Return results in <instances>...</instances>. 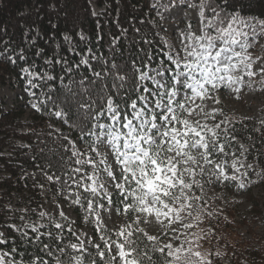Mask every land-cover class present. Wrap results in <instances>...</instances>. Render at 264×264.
Returning a JSON list of instances; mask_svg holds the SVG:
<instances>
[{
    "label": "snow or ice",
    "instance_id": "obj_1",
    "mask_svg": "<svg viewBox=\"0 0 264 264\" xmlns=\"http://www.w3.org/2000/svg\"><path fill=\"white\" fill-rule=\"evenodd\" d=\"M163 7L195 11L198 25L194 30L187 23L177 43L166 42L159 49L164 59L131 24L137 35L130 38L126 59L119 49L121 39L129 40V27L111 37L105 55L99 22L95 44L86 51L64 36L78 60L59 53L45 58L41 48L34 53L43 59L41 66L29 62L24 48L0 42V58L13 65L24 61L20 74L30 107L76 133L73 139L49 124L44 135L57 148L37 135L31 159L44 161L35 164L39 175L94 232L74 229L76 221L57 205L55 215L38 213L46 223L11 225L18 243L0 232V246H10L8 251L0 247V264H214L225 255L203 249L215 235L213 224L224 218L208 193L223 185L243 191L252 183L250 173L264 181V169L245 163L255 144L239 143L236 124L243 130L246 118H229L207 102L220 104L221 89L239 99L245 87L254 90L257 75L264 87V65L253 71L249 52L258 37L264 38V18L246 16L238 0H169ZM77 35L84 43L92 39L82 31ZM72 111L77 121L70 119ZM105 217L118 226L109 228Z\"/></svg>",
    "mask_w": 264,
    "mask_h": 264
},
{
    "label": "trees",
    "instance_id": "obj_2",
    "mask_svg": "<svg viewBox=\"0 0 264 264\" xmlns=\"http://www.w3.org/2000/svg\"><path fill=\"white\" fill-rule=\"evenodd\" d=\"M95 2L99 7H103V11L99 15L93 12L90 0H0V28L4 29V32L0 33V42H7L13 49L24 48L29 56V62L35 60L37 65L42 66L43 59L34 55L41 48L47 53L45 58H51L53 54L59 53L65 57H71L73 60L79 59L68 50L69 45L64 44L65 35L72 36L73 43L86 51L87 47L95 44L94 34L97 30V22H99L104 35L102 42L104 47L101 51L107 55V44L111 37L119 34L120 27H129L131 24L142 29L141 34L153 41L157 54L161 59H164L163 53L159 49L165 46V39L156 30L157 8L152 7L156 3L155 0H95ZM238 6L242 7L243 13L248 17L264 18L262 17L264 0H238ZM137 21H143V23ZM117 22H119V26ZM81 31L92 38L88 43L80 41L77 33ZM136 35L129 27V40L121 39L120 41L124 47L119 51L124 53L125 59L130 38ZM29 41H32L35 46H30ZM57 45L61 47H57ZM118 62H121V58H118ZM22 66H24V61L13 65L0 58V84L5 85L13 79L25 87L20 74ZM23 113V111L12 108L7 109L5 103L0 99V153H2L0 155V231L9 240L17 239V243L19 242V233L11 229V225L22 227L27 222L39 220L38 213L44 211L47 198L66 203L62 196L57 194L55 186L49 185L39 175L35 164L42 165L44 161L37 159L34 162L31 159L37 151V135L44 137L49 147L54 150L57 148V144L44 135L50 130L49 124L54 128L62 125L60 128L62 132L70 135L73 139L77 138L75 132H71L63 122L57 121L55 118L49 119L46 115L35 112L31 121L24 123L22 121ZM69 116L73 121L78 120V113L75 111L70 112ZM231 118L241 119L236 116H231ZM243 124L245 126L243 130H241L240 124H236L238 139L244 142L247 147L255 144V150L250 148L246 153L245 163H253L258 170L264 169V155L261 154L264 153V127L252 118L244 119ZM255 129H259V131H255ZM25 145H30L31 151L28 147H24ZM51 158L53 161L56 159L54 156ZM33 173H37L35 179L32 178ZM250 176L252 183L249 188V201L253 206L252 220L261 219L264 227V181L257 182L255 175L250 173ZM37 184H43L44 188L37 187ZM214 187L217 186H213V189ZM254 188H259L261 194L253 195L251 192ZM235 190L239 191L236 188ZM211 193L212 191H209L208 195L210 196ZM81 195L83 197V193ZM72 209L77 215L78 223L86 224L81 222L82 213L75 208ZM21 215L25 217L24 221L19 219ZM213 225L216 232L212 240L217 241L222 224L218 222ZM91 227L93 229L92 225ZM249 228L251 241H240V236L232 230H228L227 233L221 232L219 238L225 244L224 250L214 251L225 252L226 255L222 256L232 257L235 262L244 257L250 264H264V232L259 233L257 228H252V226ZM0 247L4 251H8L10 246ZM89 250L91 251V249ZM24 251V248L21 247L22 254ZM31 251V248L27 249L28 253ZM237 252H240L241 255H236ZM19 258L17 257V259ZM27 258V255H24V259ZM221 262L222 258H218L216 264H221Z\"/></svg>",
    "mask_w": 264,
    "mask_h": 264
},
{
    "label": "rangeland",
    "instance_id": "obj_3",
    "mask_svg": "<svg viewBox=\"0 0 264 264\" xmlns=\"http://www.w3.org/2000/svg\"><path fill=\"white\" fill-rule=\"evenodd\" d=\"M157 5V14L158 21L156 22V30L162 36L165 41L164 44L177 43L175 37L178 34L180 29L186 28L187 23L192 22L194 26V30H197L198 25L196 24V13L193 10H187L184 12H180L176 9H169L165 11L163 5L168 4L169 0H155ZM93 12L96 15H99L101 11H103V7H99L95 0H90ZM162 14V15H161ZM165 50H167L165 48ZM253 60L255 63L253 64V71H256L261 65H264V39L257 38V40L253 43L251 49H249ZM245 79H248L245 77ZM256 83L254 84V90L245 87L243 91H241L239 95V99L235 98L234 93H230L227 90L221 89L217 95L221 101L218 105H213L211 101H208L209 108L216 107L222 108L224 115L231 118V116L241 117V118H252L256 120L259 124L261 121H264V87H262L260 81L261 76L257 75L253 78ZM25 85V84H24ZM24 88L21 84H19L15 80H11L9 83L5 85L0 84V99L5 103L7 109H15L19 111H23L22 121L24 123L30 122L32 115L35 113L30 107L29 101L32 99L25 93ZM222 117L217 115V119H221ZM62 127L58 126L60 129ZM239 143H243L246 147L247 145L238 139ZM235 145V142H234ZM237 152V156H239L238 148L235 149ZM249 188L244 189L243 191H236L235 187L223 185L214 187L210 197L212 198L213 207L219 206L224 211V218H222L219 223L222 224L220 232H228V230H232L240 236V241H251V233L249 232L250 228H257L259 233L264 232V227L262 225V220L253 221V206L252 202L249 201ZM253 195H260L261 190L259 188H254L251 192ZM57 205H60L64 208L65 213L76 223L73 225L74 229L78 230L80 233H88L89 236H93V229L90 224H80L78 223V218L73 209L67 206L66 203L45 199L44 212L55 215V208ZM262 218V217H261ZM115 219V217H114ZM245 219V220H244ZM263 219V218H262ZM243 221V222H242ZM253 221V222H252ZM38 223H46V220H36ZM105 223L109 228L117 227V224H114L112 221H109L107 217H105ZM207 227V224L204 225ZM214 227V225H213ZM215 228V227H214ZM227 230V231H226ZM2 232V231H0ZM216 232V231H215ZM217 241L210 240L203 242L204 250H224V243L221 238ZM229 235V234H227ZM85 244L87 245V239H85ZM217 246V248H216ZM225 254V252H222ZM226 255V254H225ZM236 255H241L240 252H237ZM243 255V253H242ZM217 259L214 260V264H216ZM221 264H250L244 257L238 259V262L232 257L222 256ZM253 264V263H252Z\"/></svg>",
    "mask_w": 264,
    "mask_h": 264
}]
</instances>
